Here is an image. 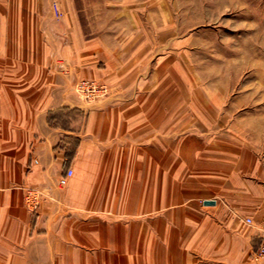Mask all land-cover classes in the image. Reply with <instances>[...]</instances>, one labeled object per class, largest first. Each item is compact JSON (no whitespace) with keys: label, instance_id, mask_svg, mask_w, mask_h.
I'll return each instance as SVG.
<instances>
[{"label":"crops","instance_id":"0c3cea01","mask_svg":"<svg viewBox=\"0 0 264 264\" xmlns=\"http://www.w3.org/2000/svg\"><path fill=\"white\" fill-rule=\"evenodd\" d=\"M52 2L0 0V264H264L263 138L134 28L92 37Z\"/></svg>","mask_w":264,"mask_h":264},{"label":"rangeland","instance_id":"374dc122","mask_svg":"<svg viewBox=\"0 0 264 264\" xmlns=\"http://www.w3.org/2000/svg\"><path fill=\"white\" fill-rule=\"evenodd\" d=\"M52 10L58 19L74 12L92 37L134 28L116 38H149L156 65L164 56L187 93L218 96L235 122L249 121L252 139L264 140V0H54Z\"/></svg>","mask_w":264,"mask_h":264},{"label":"built area","instance_id":"2783aa9c","mask_svg":"<svg viewBox=\"0 0 264 264\" xmlns=\"http://www.w3.org/2000/svg\"><path fill=\"white\" fill-rule=\"evenodd\" d=\"M111 88L108 83L96 80V79H82L75 84V92L85 101L94 102L100 100L109 95ZM73 175V170H68L65 176L60 178L61 185H67L70 177ZM41 194L35 189H28V202L32 206L39 204L41 199ZM248 224L253 223V219L248 217L246 219ZM256 255L259 258L264 259V236L263 242L259 249L256 251Z\"/></svg>","mask_w":264,"mask_h":264},{"label":"water","instance_id":"95a60500","mask_svg":"<svg viewBox=\"0 0 264 264\" xmlns=\"http://www.w3.org/2000/svg\"><path fill=\"white\" fill-rule=\"evenodd\" d=\"M208 204H212V203H214V202H207Z\"/></svg>","mask_w":264,"mask_h":264}]
</instances>
